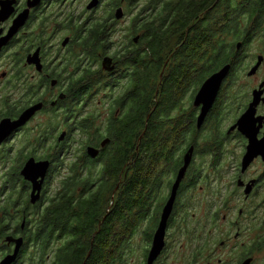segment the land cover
Masks as SVG:
<instances>
[{"label": "flooded vegetation", "instance_id": "af4514ba", "mask_svg": "<svg viewBox=\"0 0 264 264\" xmlns=\"http://www.w3.org/2000/svg\"><path fill=\"white\" fill-rule=\"evenodd\" d=\"M246 1L217 0L215 7L223 6L233 18L234 12L248 9ZM92 2L0 0V264L16 253L20 239L24 244L13 264H42L41 250L30 238L44 205L54 196L52 183L78 158L102 165L112 144L110 125L134 115L123 101L126 80L118 60L107 55L101 62H92L85 41L92 23L99 20L113 29V39L116 27L124 22L116 14L120 9L126 15L133 13L139 0H101L93 10ZM28 12L26 21L16 28ZM242 25L253 29L250 42L243 37L241 46L257 39L264 41V16L256 23ZM124 40L129 43V39ZM260 56L264 52L247 70L232 69L204 127L198 128L201 132L194 144L192 140L187 144L185 114L179 141L171 143L179 150L168 151L173 155L164 157L161 166L152 152L147 217L153 239L146 264L192 149L193 159L170 218L167 247L155 264H258L259 254L264 264V63L250 74ZM108 57L113 64L105 68ZM91 66L100 69L103 76L94 89L89 81L81 83ZM37 106L40 108L30 118L19 123ZM197 109L199 119L202 108ZM94 119L105 134L100 131L101 135L80 150L81 124ZM91 147L99 150L97 157L90 155ZM251 153L257 155L246 164ZM32 160L51 162L42 197L36 203L35 185L24 175ZM62 161L64 172L63 166L59 168ZM131 165V177H137L136 157ZM180 235L185 242L179 245ZM232 240L243 243L231 246ZM229 249L237 256L233 263L229 262L232 258L222 256Z\"/></svg>", "mask_w": 264, "mask_h": 264}, {"label": "trees", "instance_id": "16d2710c", "mask_svg": "<svg viewBox=\"0 0 264 264\" xmlns=\"http://www.w3.org/2000/svg\"><path fill=\"white\" fill-rule=\"evenodd\" d=\"M216 1L139 0L142 6L125 38L129 43L113 41L114 31L103 21L92 23L85 41L92 62L109 54L118 60L126 80L123 101L134 115L110 125L112 144L102 165L82 157L59 173L58 188L30 238L41 250L42 264H133L140 231L146 264L153 239L152 227L145 228L152 152L161 166L173 155L168 151L179 150L171 143L179 141L185 114L187 144L196 142L201 132L197 94L226 65L235 71L249 68L244 56L249 44L239 47V41L250 42L253 28L242 23L264 16L260 0H247L248 9L233 18L223 6L215 7ZM99 70L91 66L81 83L89 81L94 89L103 78ZM103 128L97 119L84 121L80 150ZM134 157L137 177L132 178Z\"/></svg>", "mask_w": 264, "mask_h": 264}, {"label": "water", "instance_id": "95a60500", "mask_svg": "<svg viewBox=\"0 0 264 264\" xmlns=\"http://www.w3.org/2000/svg\"><path fill=\"white\" fill-rule=\"evenodd\" d=\"M100 3H101V0H93V2L90 4V9L93 10V9L99 7ZM34 4L35 3H32L31 6H33ZM116 15H117V18L121 20L125 17V12L123 9H120ZM28 17H29V12L26 15H24L21 20L17 21L16 28L21 26L26 21V19ZM138 41H139V39L137 38L136 42H138ZM239 47H242L241 44ZM1 50H2V45H0V51ZM263 63H264V56H260L257 65L252 68V71L250 72V74L251 75L255 74L260 69V67L262 66ZM104 64H105V68H108L107 66L113 64V59L110 57L106 58L104 61ZM232 69H233L232 64L226 65L224 68H222L221 70H219L218 72L213 74L209 79H207V81L203 84L199 93L197 94L196 100H195V106L197 108H202L201 114H200L199 119H198V128L199 129H202L204 127L209 115L213 111V109L217 103V100L219 98L220 92H221V90L225 84V81L229 77ZM259 94H262V92H259ZM257 102H259V101H256V103ZM40 106H37V107L29 110L27 112V115L19 123H23L28 118H30L33 115V113L36 110H38V108H40ZM246 118L247 117H245L240 122V125L242 127L246 123ZM254 143H255V141H253V144ZM251 150H253V149H251ZM89 153L92 157H97L99 154V150L95 147H91L89 149ZM193 153H194V149H192L189 152V154L187 155L186 165L184 166V168L179 173L178 180L174 186L172 198L164 210V214L162 217L161 224H160V226H159V228L155 234L153 247H152V250H151L149 258H148V264H155L156 261L158 260V258L161 256V254L165 250V248L167 247V234H168L170 218L174 212V207L176 204L178 191H179L181 184H182L183 180L185 179L187 172H188V169L191 165V162L193 159ZM255 155H257V153H251L248 156H246V162L245 163L249 164L253 160ZM50 168H51V162L50 161H42V162L37 163L35 160H32L29 162V164L27 165V167L24 171V175L26 176V178L29 181H32L35 185L34 193H33L34 194L33 195V201L35 203L38 202L42 197V191H43L44 183H45V180L49 174ZM23 244H24V240L20 239L18 241V248L16 250V253L14 255H12L10 258H8L3 264H13L16 261L18 253H19ZM246 264H251V262L249 261Z\"/></svg>", "mask_w": 264, "mask_h": 264}, {"label": "rangeland", "instance_id": "374dc122", "mask_svg": "<svg viewBox=\"0 0 264 264\" xmlns=\"http://www.w3.org/2000/svg\"><path fill=\"white\" fill-rule=\"evenodd\" d=\"M141 3H138V8L131 14H128L126 15L125 14V17L121 20H123L124 22L122 24H120L118 27H116L117 29L115 30L116 31V34L113 38V41H119V40H122L123 38L125 39L126 36L129 34V31H130V26L132 25V22H133V18L138 14L140 8H141ZM123 39V41H124ZM264 52V41H260V40H255L254 42H252L245 50V53H246V58H245V61H246V65H249L251 66L252 63H254L256 61V57L258 54H263ZM108 56H113V54H109ZM98 99V97H97ZM97 101V100H96ZM76 147L79 148V142H76ZM66 161V159H65ZM65 161H62L61 164L59 165V168L65 164H63ZM58 168V169H59ZM61 171L64 172L65 171V166H63V168H61ZM63 174V173H62ZM59 176V174H58ZM58 182H59V178L57 177L55 179V182L52 183V187H53V194L55 193L56 189L58 188ZM148 226H152L151 225V222L149 223H146L145 225V228H148ZM145 234V233H144ZM144 234L143 232L140 231L139 235H137L136 237V240H135V243H136V247L139 246L140 244V249H138V252L139 253H136L137 255L134 256L133 258V264H142L144 262V258H143V250L142 248H144V245H145V237H144ZM232 237V234L231 236H225L224 237V240L227 239V238H231ZM185 240H184V237L180 235L179 239H178V244H182L184 243ZM236 243L238 244H242L243 241H240L238 242L237 240H232L231 241V246H234L236 245ZM248 243V242H247ZM252 243H248V245L250 246ZM232 249H229L227 250L225 253L226 255H222V256H225L227 258H232L230 259L229 262L233 263L235 260L233 259V257H237L234 253H232ZM258 256V264H261L263 261L261 259V254L257 255Z\"/></svg>", "mask_w": 264, "mask_h": 264}]
</instances>
